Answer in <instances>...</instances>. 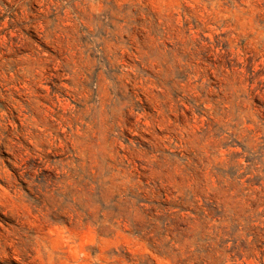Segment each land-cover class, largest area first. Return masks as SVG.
Listing matches in <instances>:
<instances>
[{
    "label": "rangeland",
    "instance_id": "1",
    "mask_svg": "<svg viewBox=\"0 0 264 264\" xmlns=\"http://www.w3.org/2000/svg\"><path fill=\"white\" fill-rule=\"evenodd\" d=\"M0 264H264V0H0Z\"/></svg>",
    "mask_w": 264,
    "mask_h": 264
}]
</instances>
